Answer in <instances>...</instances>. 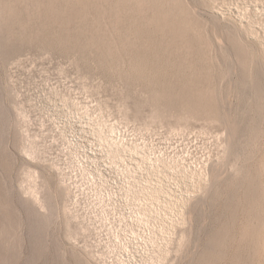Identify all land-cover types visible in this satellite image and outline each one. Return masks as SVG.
Masks as SVG:
<instances>
[{
	"label": "rangeland",
	"instance_id": "obj_1",
	"mask_svg": "<svg viewBox=\"0 0 264 264\" xmlns=\"http://www.w3.org/2000/svg\"><path fill=\"white\" fill-rule=\"evenodd\" d=\"M0 264H264V0H0Z\"/></svg>",
	"mask_w": 264,
	"mask_h": 264
},
{
	"label": "bare ground",
	"instance_id": "obj_2",
	"mask_svg": "<svg viewBox=\"0 0 264 264\" xmlns=\"http://www.w3.org/2000/svg\"><path fill=\"white\" fill-rule=\"evenodd\" d=\"M193 5V4H192ZM197 10V9H196ZM210 13V15H211V17H213V19H218L219 20V18H220V16H221V13H219L218 11H213V12H209ZM255 13V12H254ZM207 16V15H206ZM253 18V17H252ZM206 19V18H205ZM217 25V24H216ZM180 33V32H179ZM194 108V107H193ZM187 111V110H186ZM185 112V111H184ZM206 114H207V112H205ZM178 114V113H177ZM210 114V113H209ZM209 114H208V116H209ZM203 115H205L204 113H203ZM211 116V115H210ZM209 116V118H212V117H210ZM178 118H179V116H177ZM205 117V116H204ZM214 117V116H213ZM181 118V117H180ZM206 118H207V116H206ZM215 118V117H214ZM102 120V119H101ZM207 120V119H206ZM217 120V119H216ZM179 122L180 123H182V125L183 124H188L189 122H191V119H184V120H179ZM219 122V121H218ZM218 163V162H217ZM214 165V164H213ZM28 179L30 180V181H33V174L32 173H29L28 174ZM186 178V177H185ZM202 180V179H201ZM30 191V190H29ZM199 195H200V193H199ZM152 211V210H151Z\"/></svg>",
	"mask_w": 264,
	"mask_h": 264
}]
</instances>
